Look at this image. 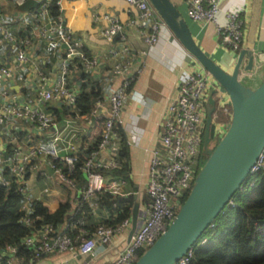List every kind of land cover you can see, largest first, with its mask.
<instances>
[{"label": "built area", "instance_id": "built-area-1", "mask_svg": "<svg viewBox=\"0 0 264 264\" xmlns=\"http://www.w3.org/2000/svg\"><path fill=\"white\" fill-rule=\"evenodd\" d=\"M6 1L20 8L30 0H0V3ZM63 1L42 0L36 9L26 13L25 17L28 18L24 19V25L30 34L15 36L0 24V51H9L16 62L13 68L0 65V127H8L10 121L25 122L49 136L46 142H37L26 151L15 146L7 154L5 148L0 146V187L9 188L14 183L23 196L20 212L23 213L21 223L25 227H31L32 205L39 200L31 197L27 182L47 176L42 168L43 164H48L57 184L74 196L73 207H77L82 198L95 210L98 207L96 195L99 192L120 198L139 195L132 190L126 191L127 180L114 174L121 167L119 154L122 138L118 132L120 115L128 98L127 90L133 82L128 70L129 63L125 60L129 49L125 43L123 25L117 18L105 16L107 25L101 32L103 39L109 44H115L117 39L122 41L120 48L108 52L113 61L111 71L122 79L121 85L110 93L107 110L101 102H94L89 114L80 115L75 110L78 93L70 90L67 85L69 63L78 58L87 73L95 72L101 63L83 51V43L60 17H53L51 14V7H60ZM122 1L129 9L137 12V20L131 21V24L137 25L149 50L153 49L161 37V28L164 26L162 20L148 0ZM219 2L220 0H191L186 17L195 23L213 24L219 46L239 54L245 48L246 39L242 13H225L226 22L221 24L217 18L221 11ZM32 32H36V35ZM42 43L53 55H61L58 73H47L35 62L33 50ZM24 63L30 65L36 79V95L32 101H19L10 89L14 76L20 82L25 81V76L20 72ZM212 91H216L213 115L216 142L223 137L231 123L229 97L202 67L197 66L192 72L179 78L176 94L169 101L162 118L159 147L152 153L146 188L149 203L145 218L138 229L131 233L130 216L116 226L99 225L92 233L84 230V223L81 221L66 223L58 230L47 224L23 239V245L34 255L32 260L21 261L17 257V249L7 246L4 253L0 254V262L35 264L47 256L59 253L91 258L97 245H108L116 236L129 233L125 248L113 264H135L171 225L181 208V199L191 190L197 173L215 147L210 146L206 150L203 147L207 99ZM50 103H56L70 111L72 118L64 126H60L55 117L47 112ZM102 110L107 113L100 114ZM91 119H98L101 129L96 150L81 167L85 184V188L81 189L74 172L79 155L88 148L82 135L77 129H72L70 124L73 120L89 123ZM263 165L264 152L253 167L252 174L258 172ZM5 169L9 170V175H3ZM41 193L50 196L51 189L46 186ZM229 205L233 206V203L230 201L227 206ZM78 224L79 228L76 227ZM71 229L78 231L73 238L67 233ZM206 241L202 240L200 245H204ZM192 249L176 264H189Z\"/></svg>", "mask_w": 264, "mask_h": 264}, {"label": "crops", "instance_id": "crops-1", "mask_svg": "<svg viewBox=\"0 0 264 264\" xmlns=\"http://www.w3.org/2000/svg\"><path fill=\"white\" fill-rule=\"evenodd\" d=\"M183 16L188 28L201 51L209 56L216 64L226 71H231L237 61L239 54L219 46L213 24L195 23L186 17V10L191 0H170ZM220 12L217 16L221 24L226 22L225 13L239 11L245 23L250 12L251 0H220ZM53 17H60L63 23L74 33L89 51V54L100 61V67L88 77L82 72L80 65L71 62L68 67L67 85L70 90L80 91L81 86L87 93L98 94V99L93 102H101L103 108L108 109V97L111 92L118 89L122 79L115 76L111 71L113 61L108 52L111 49L120 48L122 41L117 39L114 44H109L103 39L101 32L107 25L105 16L115 17L123 25L125 43L129 49L126 62L129 63V74L133 78L128 98L120 115V130L127 144V161L129 173L126 176V191L138 192L134 198V204L130 213L131 228L138 229L144 218L146 207L149 203L146 199V188L149 180V166L152 153L159 147L160 125L169 101L176 94L179 78L192 72L196 67L185 62V52L176 42L170 41V34L166 27L161 28V37L158 44L152 49L148 48L143 40V35L131 21L137 20V12L129 9L122 0H64L60 7H51ZM26 13L20 11L14 3L6 1L0 3V24L10 30L15 36L29 33L25 28L24 19ZM99 18V20H95ZM30 34V33H29ZM36 35V32H32ZM246 45V39H245ZM245 47V46H244ZM256 60L254 70L249 74L240 76V81L246 87L254 89L264 81V0L260 1L258 10V24L254 42ZM33 53L37 65L47 73H58L60 69L61 55H53L52 51L44 46H37ZM0 65L13 68L16 66L14 55L9 51H0ZM20 72L25 76V81L20 82L14 76L10 83L12 94L19 101H32L36 93V79L31 72L29 64L24 63ZM58 110L59 115L54 114ZM48 112L55 117L60 126H64L69 118H72L66 107L50 103ZM102 110L100 114L107 113ZM8 127H0V146L5 148L7 154L15 146L26 151L37 142H46L48 134L39 132L29 123L10 121ZM72 129H77L83 139L89 141L85 144L87 148L94 142L100 133L101 125L98 119L84 121L73 120L70 124ZM46 171L44 179L30 180L27 182L31 191V197L41 202L50 213L59 209L60 205L70 202L74 205V196L60 187L48 164H43ZM51 189L50 196L43 195L44 187ZM137 207L135 219L133 220L134 207ZM111 221L104 209H95L92 212L88 226L106 225ZM129 231V232H130ZM128 234L116 236L108 245H97L93 257H74L70 253H59L47 256L35 264H113L125 248Z\"/></svg>", "mask_w": 264, "mask_h": 264}, {"label": "water", "instance_id": "water-1", "mask_svg": "<svg viewBox=\"0 0 264 264\" xmlns=\"http://www.w3.org/2000/svg\"><path fill=\"white\" fill-rule=\"evenodd\" d=\"M41 1L30 0L19 9L29 13ZM260 1L251 0L246 20L245 48L239 53L233 69L226 71L201 51L183 16L170 0H148L169 32L170 41L176 42L184 50L185 62L206 70L227 94L232 119L226 133L197 173L192 189L171 225L135 264H176L198 243L234 194L246 183L264 152V81L254 89L240 81L241 75L254 70L256 55L253 47ZM215 94L216 91L210 92L207 99L203 139L205 150L215 140ZM136 211L135 206L133 220Z\"/></svg>", "mask_w": 264, "mask_h": 264}, {"label": "trees", "instance_id": "trees-1", "mask_svg": "<svg viewBox=\"0 0 264 264\" xmlns=\"http://www.w3.org/2000/svg\"><path fill=\"white\" fill-rule=\"evenodd\" d=\"M41 46L45 47L44 43ZM83 51L90 55L86 48ZM71 62L78 63L83 69L78 58ZM82 72L88 77V73L84 69ZM84 86H81L80 91L77 92L75 104V110L80 115L89 114L94 103L92 101L98 99L99 96L94 92L87 93ZM130 87L127 91L130 90ZM50 111H54V114L57 115L60 114L58 110ZM118 132L122 138L119 154L121 167L114 174L125 179L129 173V164L126 159L128 146L120 128ZM83 140L84 144L89 142L86 139ZM95 147L96 143L94 142L86 152L78 157L74 177L81 189L85 188L81 167L89 155L96 150ZM3 175H9V170L5 169ZM189 192L185 193L181 199L182 204ZM146 199H148L147 196ZM22 200L23 196L17 191L14 183L9 188L0 187V254L4 253L7 246H13L17 249V257L21 261L29 262L34 255L31 250L23 245V239L47 224L58 230L66 223L81 221L84 223L83 228L87 232L92 233L96 229L94 226L86 224L92 218L93 209L82 198L77 207H73L70 202H65L53 213H50L41 202L36 201L32 205L33 213L30 215L31 227H25L21 223L23 213L20 212V206ZM230 201L233 206L225 207L212 223V228L208 229L199 243L193 247L189 264H264V165L258 172L250 175L246 183ZM96 204H98L96 209L106 210L111 218V221L106 225L116 226L129 217L134 199L133 197H113L108 193L99 192L96 195ZM76 227L79 228L80 225L78 224ZM77 232V229H71L67 233L73 238ZM204 239L207 240L206 243L200 245ZM0 264L5 263L3 261Z\"/></svg>", "mask_w": 264, "mask_h": 264}, {"label": "rangeland", "instance_id": "rangeland-1", "mask_svg": "<svg viewBox=\"0 0 264 264\" xmlns=\"http://www.w3.org/2000/svg\"><path fill=\"white\" fill-rule=\"evenodd\" d=\"M218 138V137H217ZM220 139V138H219ZM218 142V139H217V141L213 144V145H211V147L212 146H214L216 143ZM200 171V170H199ZM105 177H106V175H104Z\"/></svg>", "mask_w": 264, "mask_h": 264}, {"label": "flooded vegetation", "instance_id": "flooded-vegetation-1", "mask_svg": "<svg viewBox=\"0 0 264 264\" xmlns=\"http://www.w3.org/2000/svg\"><path fill=\"white\" fill-rule=\"evenodd\" d=\"M215 140H216V138H215ZM215 140H214V141H215Z\"/></svg>", "mask_w": 264, "mask_h": 264}]
</instances>
